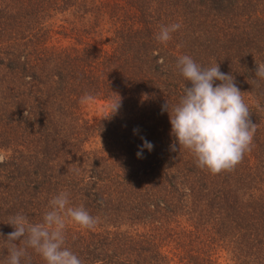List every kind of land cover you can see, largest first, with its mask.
Here are the masks:
<instances>
[{"label":"trees","instance_id":"trees-1","mask_svg":"<svg viewBox=\"0 0 264 264\" xmlns=\"http://www.w3.org/2000/svg\"><path fill=\"white\" fill-rule=\"evenodd\" d=\"M182 55L219 64L249 106L257 129L231 170L199 167L172 135L162 106L191 87ZM260 63L264 0H0V264L9 219L42 223L61 192L97 219L66 222L83 264H264ZM86 93L120 107L92 123ZM144 139L154 147L138 158ZM21 264L46 261L27 247Z\"/></svg>","mask_w":264,"mask_h":264},{"label":"clouds","instance_id":"clouds-1","mask_svg":"<svg viewBox=\"0 0 264 264\" xmlns=\"http://www.w3.org/2000/svg\"><path fill=\"white\" fill-rule=\"evenodd\" d=\"M180 27L177 23L161 26L156 40L166 43L171 39V33ZM158 63H164L162 57ZM176 66L185 80L191 82V87L185 86L184 94L174 107L168 101L162 106V110L169 112L175 141L180 150L187 149L196 157L199 167L207 168L212 174L233 169L251 150L257 129L235 78L221 72L219 64L203 67L188 55L178 57ZM255 73L257 77L264 78V63L257 64ZM216 81L221 83L216 84ZM93 100L94 97L88 93L81 97L82 104ZM119 107L120 100L111 105V114ZM153 147L144 139L137 152L138 158L142 157L144 148L151 151ZM172 149L176 150L175 143ZM4 161L5 157L0 155V163ZM49 203L51 210L45 212L42 223L32 224L21 214L9 219L7 224L14 231L6 238L10 245L6 264H21L27 247L39 253L46 264H83L75 253L64 247L66 222L70 220L81 227L93 228L97 219L82 205L70 207L65 192L53 197ZM25 237L23 243L26 247H18L15 242Z\"/></svg>","mask_w":264,"mask_h":264},{"label":"rangeland","instance_id":"rangeland-1","mask_svg":"<svg viewBox=\"0 0 264 264\" xmlns=\"http://www.w3.org/2000/svg\"><path fill=\"white\" fill-rule=\"evenodd\" d=\"M109 111H111L109 104L100 100H93V102L86 104L85 107L86 117L92 121V123H97L103 114ZM222 259L224 263L227 264L226 257Z\"/></svg>","mask_w":264,"mask_h":264}]
</instances>
